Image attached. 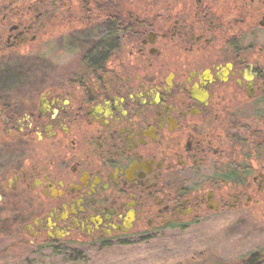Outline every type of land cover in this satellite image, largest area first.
I'll list each match as a JSON object with an SVG mask.
<instances>
[{"label": "flooded vegetation", "instance_id": "obj_1", "mask_svg": "<svg viewBox=\"0 0 264 264\" xmlns=\"http://www.w3.org/2000/svg\"><path fill=\"white\" fill-rule=\"evenodd\" d=\"M248 229L264 0H0V264L179 253L196 230L222 241L166 264H264Z\"/></svg>", "mask_w": 264, "mask_h": 264}, {"label": "rangeland", "instance_id": "obj_2", "mask_svg": "<svg viewBox=\"0 0 264 264\" xmlns=\"http://www.w3.org/2000/svg\"><path fill=\"white\" fill-rule=\"evenodd\" d=\"M259 230H244L242 232V241L241 246L238 248L239 252L242 255H247L250 252L255 251L257 248H261L264 243V236L260 233ZM203 231H194L186 233L182 237L181 243L183 247L177 248L180 252L177 253L174 250V247L170 244L160 245L158 244L155 247H134V248H124L117 249L114 252L101 255L97 258H49L44 262L33 261L34 264H166L174 263L177 260L182 258V255L185 254V251L181 250L187 249L188 241L192 240L191 238L195 236L198 237L194 245L195 249L204 248L209 242V244H217L222 241L223 235L218 231H210V236H203ZM206 243V244H205ZM236 249V248H234ZM220 259V258H218ZM227 261H233L234 258H226ZM30 262V263H29ZM28 263L23 259L19 264H31V261Z\"/></svg>", "mask_w": 264, "mask_h": 264}]
</instances>
